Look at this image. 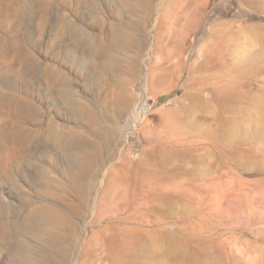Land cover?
Here are the masks:
<instances>
[{
    "label": "rangeland",
    "instance_id": "374dc122",
    "mask_svg": "<svg viewBox=\"0 0 264 264\" xmlns=\"http://www.w3.org/2000/svg\"><path fill=\"white\" fill-rule=\"evenodd\" d=\"M138 1L0 0V264H111V226L129 264H264V0Z\"/></svg>",
    "mask_w": 264,
    "mask_h": 264
},
{
    "label": "bare ground",
    "instance_id": "6f19581e",
    "mask_svg": "<svg viewBox=\"0 0 264 264\" xmlns=\"http://www.w3.org/2000/svg\"><path fill=\"white\" fill-rule=\"evenodd\" d=\"M122 1H123L124 5L126 6L125 8H127L129 11L138 10V11L142 12V11L147 9V6L143 3H141L140 1H138L136 4H131L129 2L131 0H122ZM144 14L145 15L147 14L146 11ZM223 56L225 57V55L221 54V51H218V56L216 55V56L208 57L203 62V65H209V66L213 65L214 66L217 63L219 57L221 59ZM232 96L233 95H231L230 92H221L220 93V92L216 91L214 93L213 97L215 98L214 101L222 106V105H225L226 102H229L230 100H232V98H231ZM139 110H140V112L144 111L141 107L139 108ZM89 116H91V115H88V117ZM85 117H87V116H85ZM50 127H52V126H50ZM2 136H3L5 142L6 141L8 142L12 139H15V138H13L14 135L11 133H8V132H3ZM15 136L22 138L21 134H19V135L15 134ZM47 136H48V139L51 142H53V144H56V146L61 145V144L65 145V143L68 142V141H66L68 137L65 140L64 139L65 136L63 137L62 133L55 131V130L53 131L52 128L48 131ZM63 140H65L66 142H63ZM2 148H3L2 151H3L4 155L10 156L12 154L11 150L7 147V145L6 146L3 145ZM82 156L83 155L79 154V156L77 157L78 158V164L81 163V169L83 170V172H85V171H87V169L89 168V166L91 164V160H90L91 158L90 159L87 158L88 160L87 159L85 160L84 158L86 156L85 157H82ZM51 183H52V181H51ZM157 185L158 184H155V186H157ZM76 186L77 185H75V187ZM78 186L79 187H76V194L79 196L80 201L82 200L85 203L86 198H87V194H88L87 193V187H86V185L83 186V185H79V184H78ZM159 188H160V186H159ZM162 188H164V187H162ZM156 189H158V188H156ZM54 193H52V194H54ZM26 221H27L26 223H28L29 225L33 226L35 229H38V230L43 229L45 231V230L55 229V231H56V229L62 228V229H64L65 233L68 231L66 233V235L69 232L71 233L69 226L64 222V220L60 217V215L55 213L54 210L46 208V207H42V206L37 207L34 210L28 212V215L26 216ZM53 236H55L56 238H62V235L60 233H57V234L54 233ZM68 236H69V239H68ZM68 236H67V240L72 242V238H71L72 236L70 234ZM93 236L99 237L98 250L103 254L106 253V255H107L106 257L109 258V260L111 261V264H129V261H127V259H129L131 257L129 255H132L133 253L136 255V256H134L135 258L140 260L142 257H146L149 259V262H153V263L155 262V260L157 258L160 257V256L159 257L158 256L157 257L152 256L151 253H148V251L146 250V248L144 246L150 247L149 242L147 244H143L141 242L140 238H136V236L132 232H129L127 230H119V229H116L114 226H111L108 228L104 227L103 230H100V231L94 233ZM65 248L62 249V251H64V253L68 254L67 253L68 249L67 248L65 249ZM57 251H59V250H57ZM169 252H170V254H176V250L173 246H171L169 248ZM141 255H143V256H141ZM177 257H179V256H177ZM132 263L134 264V262H132ZM139 263H141V262L139 261Z\"/></svg>",
    "mask_w": 264,
    "mask_h": 264
},
{
    "label": "built area",
    "instance_id": "2783aa9c",
    "mask_svg": "<svg viewBox=\"0 0 264 264\" xmlns=\"http://www.w3.org/2000/svg\"><path fill=\"white\" fill-rule=\"evenodd\" d=\"M141 108L144 110V107H143V106H142ZM139 111H140V110H139ZM143 112H144V111H143Z\"/></svg>",
    "mask_w": 264,
    "mask_h": 264
}]
</instances>
